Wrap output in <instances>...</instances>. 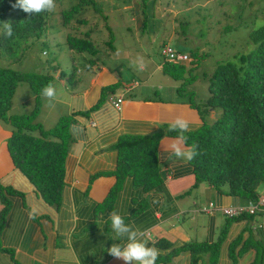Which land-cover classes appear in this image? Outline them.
<instances>
[{
    "label": "crops",
    "instance_id": "obj_1",
    "mask_svg": "<svg viewBox=\"0 0 264 264\" xmlns=\"http://www.w3.org/2000/svg\"><path fill=\"white\" fill-rule=\"evenodd\" d=\"M87 66L70 85L63 80L60 68H50L58 99L49 106L47 98H39V110L44 114L39 116L38 112L37 119L42 126L49 122L53 126L64 115H72L73 119L64 184L57 204H48L14 166L6 145L10 129L0 122V184L15 191L6 195L8 207L0 227V264H125L107 252L113 243H119L108 219L113 210L139 229L149 246L159 250L158 257L187 244L208 246L199 253L192 251L198 245L177 251L156 264H209L212 255H216L215 264H257L259 258V264H264V251L259 247L264 249V229L259 227L264 218L258 214L227 218L222 208L244 205L248 200L228 194L226 187L220 191L206 182L196 183L189 162H173L175 157L163 159L167 153L162 154L161 145L170 144L177 136L162 135L159 139V184L145 190L127 177L110 204L106 203L116 182L112 173L117 168V143L121 137L165 131L177 116L191 121L195 131L202 119L198 110L175 99V84L166 89L160 86L168 98H153L151 94L158 96V90L150 84L152 74L143 77L142 83L136 79L122 82L126 71L111 70L95 62ZM114 84L117 86L111 94L122 96L120 109L114 108L107 96L102 99V89ZM121 85L129 97L117 93ZM211 115L214 119L216 113ZM209 203L213 208L202 211ZM3 206L0 200V211ZM159 241L169 246H159Z\"/></svg>",
    "mask_w": 264,
    "mask_h": 264
},
{
    "label": "trees",
    "instance_id": "obj_2",
    "mask_svg": "<svg viewBox=\"0 0 264 264\" xmlns=\"http://www.w3.org/2000/svg\"><path fill=\"white\" fill-rule=\"evenodd\" d=\"M14 4L16 0H0V46L9 51L22 47L29 39H39L45 31L49 15L47 11L30 15L13 7ZM89 5L95 6L94 0H78L62 13L64 23L74 18L82 7ZM83 21L84 19H79V23ZM9 25L12 29L10 36L7 34ZM109 36L105 44L114 51L111 30ZM248 42L252 46L250 50L235 53L234 60L218 62L207 75L209 94L202 105L205 113H216L213 122L207 124L202 120V125L197 130L185 135L188 137L186 145L189 148L196 146L197 155L189 162L196 183L206 182L220 191L226 187L230 195L253 200L258 188L264 185V27L251 30ZM67 45L79 53L88 52L95 56L99 52L88 36L67 35ZM197 56L193 51L188 55L190 67L196 63ZM93 62V59H89L87 64ZM161 67L162 72L174 81L187 79L185 63L163 60ZM53 79L51 72H29L0 66V120H5L10 125V135L6 141L8 152L14 166L51 205L57 204L61 196L64 163L72 141L69 126L73 121L72 115L60 116L47 129L35 121L42 89L49 82L53 83ZM22 82H26L33 93L34 109L29 114H10L13 94ZM116 86L114 84L103 88L102 99L110 95ZM197 110L201 114L200 107ZM168 129L149 136L120 138L117 143V168L112 173L116 182L106 199L107 204H110L127 177L131 176L145 190L152 189L162 181L156 155L159 139L162 135H178ZM13 193L14 190L0 184V200L4 204L0 211V227L8 207L6 195ZM158 245L168 247L169 243L159 241ZM193 246H197V249L192 251L199 253L205 245H183L166 256L158 257L157 262L167 260L177 251L191 250ZM259 247L263 252V246ZM215 253L214 249L213 254ZM215 256L212 255L209 264H215ZM260 260L259 258L257 264Z\"/></svg>",
    "mask_w": 264,
    "mask_h": 264
},
{
    "label": "rangeland",
    "instance_id": "obj_3",
    "mask_svg": "<svg viewBox=\"0 0 264 264\" xmlns=\"http://www.w3.org/2000/svg\"><path fill=\"white\" fill-rule=\"evenodd\" d=\"M77 2L55 1L56 8L49 12L45 31L39 39H29L22 47L11 51L0 46V66L40 73L51 72L50 68L58 67L69 85L80 77L81 70L88 69L89 59L111 70L126 71L127 76L122 82L136 79L142 83L143 77L152 74L150 84L158 90V96L152 93L151 97L168 98L160 86L164 85L166 89L175 84L176 94L172 93L175 99L181 100L187 108H194L195 112L200 107L199 116L207 124L214 120L210 111L204 112L202 105L209 94L207 75L218 62L234 60L235 53L250 50L248 33L256 28L258 20L264 21V0H94L95 6L82 7L74 18L64 23L62 13ZM79 19H84L83 23H79ZM108 29L112 32L114 51L105 44L110 38ZM67 35L88 36L99 50L98 54L94 56L70 49ZM165 45L188 55L191 51L198 55L192 67L189 60L185 62L187 79L173 81L168 75H163L161 50ZM140 57L145 63L143 71H137L130 65ZM15 91L9 113L32 112L35 98L28 84L20 83ZM117 93L130 96L122 85ZM38 112L39 116L44 114L42 110ZM35 121H38L37 116ZM0 122L10 129L5 120ZM50 125L51 122L43 127L51 128Z\"/></svg>",
    "mask_w": 264,
    "mask_h": 264
},
{
    "label": "clouds",
    "instance_id": "obj_4",
    "mask_svg": "<svg viewBox=\"0 0 264 264\" xmlns=\"http://www.w3.org/2000/svg\"><path fill=\"white\" fill-rule=\"evenodd\" d=\"M13 7L22 9L28 14H38L41 12H53L56 8L55 0H16ZM264 27V21L258 20L256 28L259 30ZM7 34H12L11 26H7ZM163 57V56H162ZM164 60V58H163ZM189 60V59H188ZM187 62V61H186ZM185 63V62H183ZM130 65L137 71L145 69V63L142 57L130 62ZM42 97L47 98L49 106L52 102L58 99V90L56 86L49 82L41 92ZM169 131L178 133L175 140L168 145H161L162 158L170 161L175 157V161H183L184 163L192 161L197 155L196 146L191 148L186 146L188 137L186 133L193 130V125L184 116H177L169 124ZM35 212V210H33ZM109 221L111 229L115 234L116 241L108 248V254L117 260H123L125 264H156L159 256V250L154 246H149L147 239L142 237L139 229L135 228L132 224L126 223L124 216L118 211L113 210L109 214Z\"/></svg>",
    "mask_w": 264,
    "mask_h": 264
},
{
    "label": "built area",
    "instance_id": "obj_5",
    "mask_svg": "<svg viewBox=\"0 0 264 264\" xmlns=\"http://www.w3.org/2000/svg\"><path fill=\"white\" fill-rule=\"evenodd\" d=\"M161 55L165 61L173 63H183L188 61L189 57L187 53H181L174 50L170 45H165L161 50ZM107 101L116 109H120L123 102L122 96L110 94L107 96ZM213 208V204L209 203L208 207H203L202 211H210ZM221 213L227 218H235L242 215H256L264 218V185L261 191H257V196L253 200H248L244 205L224 207L221 209ZM259 227L264 229V223H259Z\"/></svg>",
    "mask_w": 264,
    "mask_h": 264
}]
</instances>
